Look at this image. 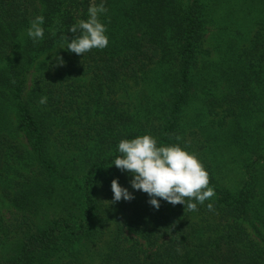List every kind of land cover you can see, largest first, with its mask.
<instances>
[{
  "label": "trees",
  "instance_id": "trees-1",
  "mask_svg": "<svg viewBox=\"0 0 264 264\" xmlns=\"http://www.w3.org/2000/svg\"><path fill=\"white\" fill-rule=\"evenodd\" d=\"M220 1L106 0L108 46L77 55L60 47L93 0H0V205L10 209L0 264H264V0H243L254 2L245 13L222 7L233 25L223 30L245 40L212 62L206 33ZM37 15L44 38L33 43ZM158 70L161 102L134 104L132 89ZM194 101L206 123L188 117ZM146 133L195 153L215 196L195 212L187 198L151 206L112 164L121 139ZM215 140L244 155L236 188L217 177ZM113 179L134 199L114 202Z\"/></svg>",
  "mask_w": 264,
  "mask_h": 264
},
{
  "label": "clouds",
  "instance_id": "clouds-1",
  "mask_svg": "<svg viewBox=\"0 0 264 264\" xmlns=\"http://www.w3.org/2000/svg\"><path fill=\"white\" fill-rule=\"evenodd\" d=\"M106 0L93 2L88 8L87 19H80L68 31L73 33L69 41L60 48L69 52L83 55L92 49H104L109 44L106 24L100 19L107 13ZM43 15H37L29 22L26 30L28 38L37 43L44 38ZM40 104L47 103V97L42 96ZM179 139V137H177ZM120 153L114 159V164L122 171L132 175L130 181L134 190L143 191L149 197L148 203L159 209L160 201L164 200L173 205L183 204L187 198V208L197 211L198 205H204L215 196L214 188L209 186V175L195 153L189 152L180 144H160L151 134L138 135L131 139H121L118 143ZM113 201L132 200L134 194L126 187L119 184L118 179L111 182ZM206 207L213 211L214 207L209 202Z\"/></svg>",
  "mask_w": 264,
  "mask_h": 264
},
{
  "label": "rangeland",
  "instance_id": "rangeland-1",
  "mask_svg": "<svg viewBox=\"0 0 264 264\" xmlns=\"http://www.w3.org/2000/svg\"><path fill=\"white\" fill-rule=\"evenodd\" d=\"M253 4L254 2H250ZM249 2H244L243 0H221L219 3V9H218V14L216 16V22H212L209 30L206 33V39L207 43L205 46L211 50V54L209 55L208 59L211 60L212 62H215L218 60L220 56V51H224L227 48L228 43L232 42L234 39L237 42V45H241L242 42H244V36L240 35L236 32V30H231V35L227 34L223 30V26H227L231 28L233 25L232 24H227V22H224L227 18L226 15H223L224 12L222 11V7H227L229 6L231 9H242L245 12L249 11L252 9L251 6H246L247 4H250ZM254 16V15H253ZM250 16L248 18L249 21L252 20V17ZM232 22L238 25L241 31V34L245 32L246 29V23H242V20H239L234 16L232 19ZM224 31V32H223ZM234 36V38L232 37ZM215 68H206V70H214ZM205 71V70H204ZM203 71V72H204ZM161 70H158L157 72H151L150 73V82L147 80V82L142 85V86H136L132 89L131 91V100H133L134 104H158L162 100V96H158L155 94V92L158 93L156 85L153 82V78L157 75L160 74ZM205 87L211 89V93L215 94L216 91V86L214 84H211L207 82L205 84ZM218 93V92H217ZM153 94V95H152ZM159 94V93H158ZM262 100L264 101V98L262 97ZM203 108L202 102H191L189 104V107L187 108V114L190 119L192 117L197 118L200 116V118L203 120L202 123H206V113H204L201 110ZM208 117V116H207ZM210 117V115H209ZM261 117H259V113H254L253 119H252V129L256 128V125L258 123ZM196 131L198 128L196 126L193 127ZM260 130V129H259ZM201 135V134H200ZM208 135V132H205L201 135V137L205 138ZM190 137V135H189ZM215 145V151L214 153L210 156V159L214 162L217 168V177L219 178V181L221 184L229 187V188H236L239 183L241 182L242 179V170L244 166L243 164V159L244 155L240 153L239 149H234L231 147H228L225 145L223 142H219V140L213 141ZM9 210V211H8ZM0 213H4L5 217H8L10 215V209H8L6 206L0 205Z\"/></svg>",
  "mask_w": 264,
  "mask_h": 264
}]
</instances>
